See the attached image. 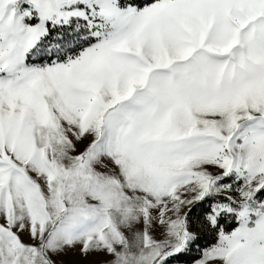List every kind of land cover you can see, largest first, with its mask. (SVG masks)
<instances>
[{
	"label": "snow or ice",
	"instance_id": "1",
	"mask_svg": "<svg viewBox=\"0 0 264 264\" xmlns=\"http://www.w3.org/2000/svg\"><path fill=\"white\" fill-rule=\"evenodd\" d=\"M0 264H264V0H0Z\"/></svg>",
	"mask_w": 264,
	"mask_h": 264
}]
</instances>
